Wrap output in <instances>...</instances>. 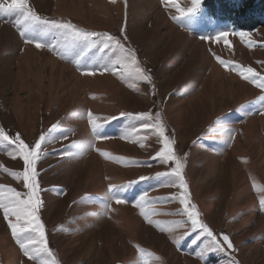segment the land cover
Returning <instances> with one entry per match:
<instances>
[{"label": "rangeland", "instance_id": "374dc122", "mask_svg": "<svg viewBox=\"0 0 264 264\" xmlns=\"http://www.w3.org/2000/svg\"><path fill=\"white\" fill-rule=\"evenodd\" d=\"M205 2L181 16L168 0H29L42 17L120 39L151 83L121 79L119 70L85 74L72 62L74 55L62 59L48 47L26 43L15 13L0 17V128L29 145L47 136L36 164L39 215L60 264H264V111L258 99L264 88L231 67H251L264 77V26L246 30L214 19ZM176 3L191 6V0ZM220 32L228 35L217 40ZM240 32L247 35L242 39ZM217 56L229 63L222 65ZM89 111L106 138L94 136ZM140 112L161 113L165 135L184 163L197 219L223 250H207L210 239L178 214L184 205L173 197L183 189L158 175L175 166L156 157L158 134L121 115ZM58 121L60 128L49 132ZM15 148L0 141V185L26 192L23 180L10 174L24 168ZM109 185L124 186V202L110 198ZM177 220L184 223H170ZM136 245L145 249L143 257ZM201 248L203 259L196 255ZM0 264H35L15 242L3 210Z\"/></svg>", "mask_w": 264, "mask_h": 264}, {"label": "snow or ice", "instance_id": "6c2138e0", "mask_svg": "<svg viewBox=\"0 0 264 264\" xmlns=\"http://www.w3.org/2000/svg\"><path fill=\"white\" fill-rule=\"evenodd\" d=\"M169 3L177 7L181 16L190 13L199 7L201 0H191V6L187 9L180 8L176 0H168ZM16 14L15 26L26 43L34 44L37 48L48 47L53 52H56L62 59H69L74 55L73 63L85 74L94 75L96 72H111L119 75L121 79H135L137 82L146 81L151 83V76L146 69L140 67L136 58L134 50L125 47L120 39L106 33L89 31L70 21L56 19H48L39 15L30 5L29 0H10L4 3L0 0V17L6 14ZM175 18V17H174ZM48 34H53L57 38L54 40H46ZM227 32H220L217 34V40L223 39L227 36ZM239 35L243 39L247 34L240 32ZM249 43H251L249 41ZM93 49L96 53L90 56ZM222 65H227L229 62L216 57ZM91 61L90 63L87 61ZM232 69L238 71L240 76L245 80H251L256 83L258 87L264 88V77L258 76L255 70L251 67L244 68L241 65L232 64ZM132 87L133 85H129ZM261 110L264 111V95L260 96ZM121 115L131 116L136 119L143 129L155 130L160 138L162 147L156 152V157L161 158L162 162H174V167H171L169 173H161L158 175L166 176L170 183L183 189L178 196L173 197L178 199L184 207L179 210L180 215H186L187 220L191 222V228L195 231L200 230V235H204L210 239L207 245V250H223V244L214 235L213 231L207 224L197 219L199 213L196 210L197 206L190 203L188 186L185 181L183 173L184 163L182 158L173 150L175 141L165 135V124L162 120L160 112L155 115L151 112H140L132 116L129 113H121ZM89 123L92 126L93 134L96 138H106L98 131L103 125L98 124L97 117L89 111L87 113ZM110 119H116L111 117ZM60 128V122L53 124L49 130L52 132ZM46 134H41L39 139L34 142V145L26 144L17 134L15 138H10L5 131L0 128V141H8L16 145L15 151L22 157L24 168L23 171H15L10 174L17 180H23V187L27 189L26 192L17 191L16 188L0 185V210H3V217L11 229V234L15 242L19 245L25 257L34 261L35 264H60L53 251L49 248L45 234V225L41 222L39 215L42 207L41 187L37 180L39 173L36 170L37 161L42 158V144L46 142ZM73 148H76V142H73ZM78 154L77 151L66 152L65 155L73 157ZM108 156L107 152L103 153ZM5 171H9L5 169ZM141 180L145 177H141ZM135 183V182H133ZM124 186L109 185L110 198H114L117 203L124 202L122 200V193L119 191ZM260 204L264 206V186H261ZM146 195V194H145ZM144 200V196L140 197L137 204ZM107 207V206H106ZM147 218V213L143 212ZM150 223L152 221H149ZM159 226L160 222H156ZM173 225H181L183 220L171 221ZM163 230V229H162ZM199 239V237H197ZM178 243L179 241H175ZM223 242H226L228 248L233 245L228 235H223ZM195 243V241H193ZM139 253L143 257L145 249L136 245ZM149 256L154 255L148 253ZM198 257L203 259L206 255L205 249L201 248L196 253ZM157 260L161 259L156 257ZM145 264H148L145 260Z\"/></svg>", "mask_w": 264, "mask_h": 264}, {"label": "trees", "instance_id": "16d2710c", "mask_svg": "<svg viewBox=\"0 0 264 264\" xmlns=\"http://www.w3.org/2000/svg\"><path fill=\"white\" fill-rule=\"evenodd\" d=\"M205 7L212 18L241 29L264 26V0H206Z\"/></svg>", "mask_w": 264, "mask_h": 264}]
</instances>
